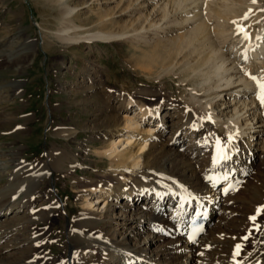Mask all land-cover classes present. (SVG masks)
Returning a JSON list of instances; mask_svg holds the SVG:
<instances>
[{"label":"bare ground","instance_id":"obj_1","mask_svg":"<svg viewBox=\"0 0 264 264\" xmlns=\"http://www.w3.org/2000/svg\"><path fill=\"white\" fill-rule=\"evenodd\" d=\"M65 2L55 1L63 9L62 27L54 36L58 41L76 46L125 40L138 50L152 47L154 54L148 61L157 60V80L173 75L179 84L192 87L191 95L174 104L158 91H146L142 100L120 98L116 110L96 105L93 120L84 127L89 151L75 152L55 144L36 166L18 165L0 187V215L11 209V200L18 194L29 189L30 196L18 206L24 217L21 221L0 225V244L15 235L0 246V264H264L254 257L264 249V211L257 216V210L264 209V173L256 175L254 164L258 156H264V107L257 99L256 83L246 75L264 78V5L259 7L252 0H91L83 7L87 9L85 21L92 14L99 18L88 27L83 21L81 25L73 22L80 9ZM245 14L248 19L242 20ZM233 21L243 23L249 41L236 34ZM114 25L123 27L121 32H91L94 27L103 30ZM249 44L252 47L244 60ZM20 52L15 62L24 60ZM133 106L137 109L132 115ZM11 116L0 107V134L26 133L31 117L17 124ZM58 125L54 136L79 141L75 118L73 125ZM170 126L174 136L188 135L193 141L188 154H175L171 169L165 170L163 162L179 142L178 138L164 140ZM230 134H235L231 159L213 166L216 139L226 144ZM90 154L98 158L95 165L86 163ZM77 169H90L95 175L89 172L73 178ZM52 171L71 179L76 194H69L68 201L77 198L79 206L68 208L66 218H61L64 257L46 261L42 243L47 235L38 224L54 227L64 211L63 202L50 198L46 205L34 206L44 199L41 182ZM209 175L220 179L213 183ZM228 202L239 207L242 218L223 225L218 214ZM72 212L76 213L71 217ZM208 212L201 233H206L205 238L200 234L193 242L190 224ZM138 238L143 246L133 243ZM160 241L164 243L159 246ZM238 244L241 252L234 260ZM155 246L157 252L149 254ZM184 257L189 263L182 262Z\"/></svg>","mask_w":264,"mask_h":264},{"label":"rangeland","instance_id":"obj_2","mask_svg":"<svg viewBox=\"0 0 264 264\" xmlns=\"http://www.w3.org/2000/svg\"><path fill=\"white\" fill-rule=\"evenodd\" d=\"M55 1L0 0V107L2 106L7 115H12L10 118L16 120L17 124H21L24 122L23 119L31 117L30 128L26 133L15 134L17 132L8 131L0 134V187L18 165L34 167L46 159L47 152L55 144L70 147L75 152L89 151L91 144L87 142L89 136L84 133V127L93 120L92 109L97 107L96 105L102 104L103 107L106 105L109 109L116 110L120 98H131L133 101L142 100L145 99L143 93L146 91H158L163 98L168 100V103L174 104L188 100L191 95L192 87L184 82V84H179L178 78L173 75L157 80L155 76L157 60L148 61L154 54L152 47L141 46L138 50L133 43H128L125 40L111 43L92 42L89 44L90 46L87 44L73 46L58 41L54 36L62 27L63 9L61 5H56ZM65 1L66 5L69 4L68 6L72 8L80 9L78 14L72 17L75 24L81 25L84 22L88 27H92L96 23L95 20H98L99 17L92 14L90 20L85 21L87 9H83V7L91 0ZM257 2L260 4L257 5L259 7L264 5V0H257ZM243 9L246 10V8ZM260 10L257 9V11ZM262 16L264 18V11ZM228 25L232 24L228 22ZM94 28L91 31L93 34L103 31L119 33L123 29L118 25L103 30L99 27ZM19 51H21L19 55H22L21 58L24 60L15 62L16 54ZM23 55L25 56L23 57ZM149 64H153L155 70ZM75 92L78 93V96L74 95ZM83 92L86 94H83L82 97L81 93ZM85 95H87L86 99ZM82 99L84 101L78 103ZM136 109L137 106L131 107L132 115ZM114 110L113 112H117L116 114L121 117L122 113ZM168 112L174 114L172 110ZM74 118L80 127L79 141H67L65 138L53 135L54 127L58 128V124L65 122L68 125H73ZM175 122L177 119L168 123ZM156 124L157 122H154V127L157 126ZM172 135L170 126L168 132L164 134V140L178 138L179 142L174 145L171 157L163 162L165 170L171 169L170 160L175 154L186 153L187 155V149H192L193 138L188 135L185 138L184 135ZM86 156L88 165L96 164L95 161L98 160L96 156L93 154ZM254 164L256 175L264 173L263 155L258 156L254 160ZM89 172L91 177L95 175L90 169L88 171L77 169L72 175L73 178H76V174L83 178L87 173L90 174ZM41 183L44 189V199L38 201L34 207L40 208L47 204L48 199L53 198L63 202L64 209L62 215L56 218L55 226L51 229L48 224H38L39 228L45 230L47 235V240L42 243V252L48 256L46 261H50L64 257L65 235L61 230L64 220L61 218H66L68 208H77L79 205L77 198L68 201L69 194L75 195L76 193H74L71 179L65 178V175L60 171H52ZM29 196L30 190L26 189L25 192L14 197L11 200V209L3 211L0 215V225L6 224V222L9 224L11 221H14L12 224H15L24 218L23 213L19 212L18 206ZM124 202L125 200L121 201L122 204ZM230 204L229 202L225 203L219 210V221L223 225L233 218H242L239 207L236 208ZM75 213L72 212L70 216L72 217ZM258 215L260 217L262 213L259 212ZM207 229H210L209 225ZM19 231L21 232L22 229ZM131 233L134 234V232ZM126 234L129 235V232ZM136 234L140 235L138 232ZM205 234L200 238H205ZM164 236L169 235L165 232ZM13 237L15 235L7 237L0 246L12 241ZM133 243H142L143 246L141 238L136 239ZM161 243L164 242L160 241L158 245L160 246ZM156 247L158 246L151 248L149 254L154 255L157 252ZM254 257L260 262L264 261V249ZM186 259L184 257L182 262L189 263ZM17 261V259L13 260L12 263ZM63 262L59 264H71Z\"/></svg>","mask_w":264,"mask_h":264},{"label":"snow or ice","instance_id":"obj_3","mask_svg":"<svg viewBox=\"0 0 264 264\" xmlns=\"http://www.w3.org/2000/svg\"><path fill=\"white\" fill-rule=\"evenodd\" d=\"M253 3H256L257 0H252ZM262 11H264V9H262ZM251 12V10H249V13ZM249 14H245V16L242 18V20H247L248 19ZM234 25H236V34L237 35H241L242 38L245 41H249L250 40V34L248 33L246 27L243 25V23L241 21H233L232 22ZM257 39H261L260 37H257ZM251 45L249 44L248 48L245 49V52L243 53V58L244 60L248 59V55L247 52L251 49ZM246 75L250 76V79H252L256 85H257V99L260 102L261 106L264 107V78H258L255 75H251L250 73H246ZM210 119V117H209ZM235 138V134H230L228 136V141L226 144H222L221 140L219 138L216 139L215 141V147H216V154L213 156V166H217L220 165L221 162H226L228 160L231 159V156L229 155V149H230V145L232 143V141ZM208 180L216 183L218 181V179H220L219 177L216 176H212L209 175ZM223 179H228L227 175H225L223 177ZM225 191L227 192L228 189H225ZM182 207V205H181ZM264 211V209H258L257 212H261ZM250 219H252L253 221L256 220V216H252L250 217ZM196 231L198 230H194L192 236H190V239L195 242V234ZM248 237H244V239H247ZM241 252V245H236L235 247V251L233 252V259L235 260V257H238L240 255ZM237 264H242V262H237Z\"/></svg>","mask_w":264,"mask_h":264}]
</instances>
